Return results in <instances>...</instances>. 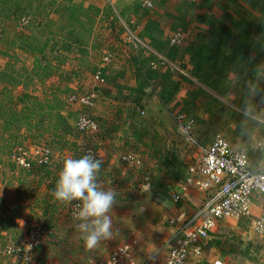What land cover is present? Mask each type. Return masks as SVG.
<instances>
[{"label": "crops", "instance_id": "obj_1", "mask_svg": "<svg viewBox=\"0 0 264 264\" xmlns=\"http://www.w3.org/2000/svg\"><path fill=\"white\" fill-rule=\"evenodd\" d=\"M203 1L205 4L207 3L204 6H209L211 1L219 3L226 12L215 16V14L207 11L203 17L211 14L221 19L226 14L235 13L236 10L232 8L233 6L242 11L241 13L249 11L256 17L259 15L250 9L245 0ZM258 1L260 4L264 2V0ZM94 2L98 3L95 4V8ZM105 2L109 3V6ZM130 6H133L130 0H32L29 8L21 14L27 15L28 19L33 17L31 21L34 24L35 20V27L31 30L33 39L38 40L37 43L40 45L48 41L47 46L53 50V55L60 61L61 67L74 64L68 73H64L70 75L67 80V93L78 97V99L89 97L92 94L95 96L91 108L77 102L80 104L78 114L88 113L97 124V131L87 134L100 136L97 141L91 142L93 148L89 147L96 151L94 158L102 162L97 174V183L103 190H112L115 195L114 203L107 213L112 221V236L109 239L102 240L92 249H87L84 246L82 234L76 227L79 221L74 220L71 225L68 251L66 249V252H63L64 249L62 248L66 247L53 246L52 250L49 248L50 242L57 241L58 243L62 238L60 233L53 232L54 228L53 231H49V234L53 232V235L46 238L47 242L41 246L38 245L39 247L37 246L29 254L31 259L28 264H109L108 261L112 252L121 247L130 249L136 264H162L167 258L168 243L174 231L168 222L174 220L180 224L187 220L205 200V193L191 189L183 196L181 202L174 203L171 195L181 179L170 183L165 177L167 169L162 163L157 166L160 174L158 178L161 179L162 183L169 184V188L165 192L162 191L161 187H153L149 184L137 185L134 189L132 185L127 183L129 179H132L131 175L134 176L133 181L140 180L139 182H141L144 178L143 182L146 181L145 176L148 175L149 177L153 171L148 168L147 171L144 165L139 169H127L120 161L126 152L115 153V148H120L116 143H120L123 144L122 150L131 147L129 150H133L134 153L137 151L139 154L136 155L143 162V157L149 153L152 144L150 140L145 139L144 135H148L149 130H154L156 124H143L137 120L144 115L147 106L152 104H157L155 107L157 110L181 109L188 95V88L181 83L177 90L165 100L166 95L164 93L166 90L158 82L160 76L154 77L155 80L152 79L153 71L157 67H155L154 55H150L146 51H136L133 53L142 61V71L148 72L151 80L142 90L139 106H135L131 101L130 97L133 99L136 97L135 91L139 82L129 61L128 51L121 47L117 55L118 48L122 46L117 28L124 27L123 19H125V23L134 24L133 28L138 34L154 31L157 27H153V24L149 23L147 19L141 18L140 13L129 14L131 12ZM27 24L29 26L30 22ZM146 45L150 50L153 49L148 44ZM107 49H111L115 55L113 54L111 62L103 65L101 60ZM187 50V46L183 45L180 50L176 51L177 58L175 60L181 65L182 71H186L190 75L189 57L191 50L189 53ZM96 51L101 53L100 58ZM145 54L150 57L149 60L143 59ZM162 54L165 55L163 51ZM171 63L172 60H169L168 64L171 65ZM97 71L102 73L105 80L102 85L96 84L93 79V75ZM186 72L182 75L191 80L185 74ZM166 76L162 77L165 83L168 82ZM229 78L234 80L232 75H229ZM62 81L64 82L63 79ZM63 82L60 83L58 77L53 76L52 78L51 76L44 81V88L45 90L51 87L52 89L55 87L62 89L64 87ZM96 89H99V94L94 92ZM78 92L79 94H77ZM161 97H164L165 104L161 102ZM75 112L76 109L69 105L63 106L59 113L67 120V118L73 117ZM68 126L75 129L76 123ZM137 131L143 135L141 134V137L138 138L135 137ZM21 142L24 140L21 139L19 144ZM104 145L108 147H104ZM243 152L248 158L250 167H264V151L246 150ZM73 154L70 151V155L74 156ZM70 158L79 159L76 155ZM153 158H155L153 159L154 162L158 160L156 157ZM59 168L61 169L62 166ZM45 170H39L45 174L40 176L44 184L37 196L30 198L24 194L23 188L17 189L16 187V193L5 192L4 198H0V203L3 202L0 205L1 243L5 240L17 241L19 237H26L28 231L37 224L39 226L55 225L53 222L55 215L53 216V214L66 206V203L55 200L51 194L55 188L59 171L54 172L52 176L51 171ZM33 173L30 174L32 177ZM138 175L141 176L138 177ZM142 175L144 176L142 177ZM19 177L23 182H26L24 179H28L27 177ZM251 201L250 217L221 221L204 243L201 255L199 257L190 255L187 264H250V253L255 251V248L259 250V255L261 254L259 263L264 264V235L255 234L252 230V224L262 212L264 204L257 197H253ZM23 211L26 212L23 213ZM56 225L60 227L58 222ZM62 241L63 239L59 243H63ZM6 247L0 249V258L6 259V264L8 261L10 264H23L21 261H15L11 256L5 255ZM243 252L246 253V256H243ZM59 256L62 259H59ZM3 264L5 263L3 262Z\"/></svg>", "mask_w": 264, "mask_h": 264}, {"label": "rangeland", "instance_id": "obj_2", "mask_svg": "<svg viewBox=\"0 0 264 264\" xmlns=\"http://www.w3.org/2000/svg\"><path fill=\"white\" fill-rule=\"evenodd\" d=\"M105 1V0H104ZM152 4V8L150 10H143L139 6L138 0H130V3H132L133 6H130L131 12L129 14L133 13H140L142 15L141 18L147 19L149 23L153 24V27L156 26L157 29L154 31H148L146 33H137L135 29L133 28L134 24H128L125 23V19L122 20L124 27L121 26L120 28H117L120 38V46L118 48V53L120 52L121 47L123 49H126L128 52H136V51H146L150 55H154L155 60L161 59L164 60V65L160 66L163 68L169 67L171 70H173V73H180L184 74L186 71H182V69L177 65V62L174 63V65L171 63V65L168 64L166 55L174 56L177 55L176 52H173L168 50V41L171 36L177 32H179L182 35V46L179 48L176 47V51L180 50L183 45L187 46L188 50L187 53H189V50L192 49V46H197L202 42H206V39H204L203 34L207 33L208 30V24L203 21V15L205 13L211 12L213 15H221L225 14V9L222 8V6L219 3H214L211 1L209 6L206 5L203 0H197L196 3H191L189 0H148ZM95 4H98L97 2H94V8ZM106 5L109 6V3H106ZM92 8V7H91ZM238 13H240L242 16V11L238 10L236 6H233ZM91 11V10H90ZM255 15V14H254ZM28 16H19L15 22V31L12 32H6V36H0V43L2 46L6 45L9 47L8 42L9 41H16V45H23L25 42V37H29L30 40L33 39V35L31 34L35 27V20L34 24H32L33 17L27 18ZM256 17V16H254ZM259 17V15H258ZM245 18V17H244ZM226 20V19H225ZM30 22V25L28 26L27 23ZM2 23V22H1ZM0 23V27H3V23ZM14 32V33H13ZM128 33H131L135 39L137 40V48L133 49L129 42L127 41ZM146 34V36H145ZM29 35V36H28ZM29 40V39H28ZM36 43L38 40H34ZM153 47L152 50L148 48V46ZM190 48V49H189ZM102 49V48H101ZM122 49V50H123ZM143 49V50H142ZM111 49H107L105 51H110ZM162 51L166 54L163 55ZM115 55V52L112 50L110 51ZM139 52V53H140ZM16 53V67H18L19 62H24L26 60V55L19 50L18 46L15 49ZM98 54L97 56L100 58L101 53L96 51ZM176 53V54H175ZM192 53V50L190 51V55ZM143 59L149 60L150 57L145 54L143 55ZM264 60V59H263ZM176 61V60H174ZM6 64V60L2 57L0 58V70L3 68V66ZM74 66V64H69V66L61 67L59 68L60 72H63V74L68 73L70 70V67ZM77 70V68L75 67ZM171 73V72H168ZM64 74V75H65ZM187 77L191 78V81L195 83V85L207 92L209 95L208 98L203 100L204 108H196L198 104L200 103V98L195 99V104L186 106L183 105V108L181 109H174V108H167L164 110H157L156 105L152 104L147 106V108L144 110V115L140 116L141 121H143V124H156V128L154 130H149L148 135H144L145 139L147 141H151V148L149 149V153L146 154L143 158V165L145 166V169L148 171V169H151L153 173L149 174L148 181L141 182L138 180L137 182L133 181L134 176L131 175L130 177L132 179H129L127 183L132 185V187L135 189V186H143V185H153L157 184V180H159L158 175L159 171L157 166L160 165V163L163 164V162L166 163V161H169L171 164L168 165V171H170V175L168 177V181L172 183V176L176 173L178 170L180 174H184L185 170L188 166L194 164L196 160L198 159V151L197 148L187 142L186 137L182 134L178 127L177 123V115L182 114L186 120H193V128H192V137L193 140L200 146L204 147L212 143L216 138L220 137L226 140V142L236 151H259L263 150V146H257L259 144H264V100L257 99L254 101L258 105L259 110L261 111V115L256 116L254 119L249 118L243 114L244 110V101L246 96L244 81L241 82L243 85L237 86V87H231L229 91L226 93V95H217L215 90H213V87H208L203 85L202 83H199L197 80H194L191 75H189L187 72L185 73ZM50 78V77H49ZM53 78V76H52ZM48 80V79H47ZM232 80V79H231ZM230 80V81H231ZM244 87V88H243ZM21 90V88H19ZM69 94V93H67ZM79 94V92L77 93ZM79 96V95H77ZM190 96V95H189ZM189 96H187V100H189ZM80 97V96H79ZM66 106L72 105L73 109H76L77 114L73 113V117L65 119L67 122V126L69 124L73 125L76 123L77 117H79V109L80 104H78V97L71 96L70 94L67 97ZM200 116H199V115ZM77 115V117H75ZM69 132L63 136L64 141L60 142V144H57V142H54L51 137H48L49 140L43 142L42 139L36 140L35 138H31V140L21 142L20 144L17 142L15 143V146L11 150L12 152L2 155L0 157V198H4V195L7 192L16 193L15 189H21L23 188V191L25 192L26 196H29L30 198H33L34 196H37V193L39 190L41 191L43 189V182L40 179V176L44 175L45 173L41 170V168H37L34 170L33 177L32 175L25 176L24 173H22V166L19 164L17 157L20 153H26V158H30L32 160V153L39 149V148H48L51 151L52 154V165L47 169L49 172H52V176L54 175V172L60 171V166H63V161L67 158L74 157L75 155L80 158V156H83L84 150L86 148L92 147L91 142L97 141V138L99 139L100 136L96 135H79L76 134V131L73 127L68 126ZM142 134V133H141ZM143 135V134H142ZM13 137H19L18 133H15ZM143 137V138H144ZM52 141V142H51ZM93 141V142H94ZM39 142V143H38ZM68 144V145H67ZM116 145L120 148H115V153H124L131 149V147H127L128 149L122 150V145L120 143H116ZM111 146V145H110ZM104 147H108L104 145ZM90 149V148H89ZM133 149V148H132ZM70 151H72V155H70ZM96 152V151H95ZM144 153V152H143ZM135 154H139L137 151H135ZM22 157V156H21ZM19 156L18 159L21 158ZM153 157H156L158 160L154 162ZM34 158V157H33ZM35 161V160H34ZM159 161V162H158ZM150 162V163H149ZM36 163V162H35ZM37 165V164H35ZM149 165H152V167H149ZM156 165V167H154ZM36 167V166H35ZM38 167V165H37ZM148 168V169H147ZM45 170V171H47ZM41 172V173H40ZM165 173V172H164ZM164 173H162L164 175ZM153 174V175H152ZM27 177L28 179L23 182L21 181V178L19 177ZM141 175H138L140 177ZM144 175H142L143 177ZM160 177V176H159ZM170 178V179H169ZM177 181V180H176ZM175 181V182H176ZM174 182V181H173ZM55 187V186H54ZM140 189V188H139ZM6 192V193H5ZM11 195V194H10ZM138 196V194H136ZM127 196V195H126ZM3 204L0 203V205ZM71 203H66L67 210L65 209L66 206L63 208L58 209L57 212L53 214L55 215V218L53 222H55L54 226H42L45 230V236L42 241V243L39 245L41 246L43 243H46V238L48 236H52L53 232L60 233L61 239H63V243H57L56 242H50L49 248L52 250L53 246L57 247H66L62 248L64 249L63 252H66L65 250L69 249V238H70V231H71V225L74 220H72L69 216V209L71 206ZM26 211H23V213ZM59 223V226L56 225V223ZM39 224L35 225L34 227H40ZM32 227V228H34ZM58 227V228H57ZM31 228V229H32ZM55 228V230H54ZM30 229V230H31ZM28 231V233L30 232ZM53 231L51 234H49V231ZM28 235V234H27ZM26 235V237H27ZM26 237H19L17 241H11V240H5L3 243L0 241V249L4 248L5 246H13L18 244H23L24 239ZM21 238V239H20ZM38 246V247H39ZM16 247V246H15ZM258 247V246H254ZM37 248V247H36ZM34 248V250L36 249ZM252 253H250V264H260L259 258H261V254L259 255V250L257 248L254 249ZM1 251V250H0ZM248 251V250H247ZM30 256V255H29ZM260 256V257H259ZM10 259V258H9ZM59 259H62L61 256H59ZM248 260V259H247ZM248 260V261H249ZM3 262L6 264L7 260L4 258H0V264H3ZM7 264H10L9 261Z\"/></svg>", "mask_w": 264, "mask_h": 264}, {"label": "trees", "instance_id": "obj_3", "mask_svg": "<svg viewBox=\"0 0 264 264\" xmlns=\"http://www.w3.org/2000/svg\"><path fill=\"white\" fill-rule=\"evenodd\" d=\"M31 2L32 0H0V23H3V27H0V36H6V32L15 31V20L21 16L25 9L29 8ZM245 3L260 16L254 17L249 11H244V16H242L235 11L233 14H226L223 18L218 19L209 14L202 19L209 26L207 33L204 34L206 42L200 43L197 48L192 46L191 49L190 75L199 83L210 88L213 87L217 95H226L232 87L231 81L233 80L229 78V75L234 76V80H239L235 87L243 85L241 82L250 76L251 66L264 59V2L260 4L258 0H245ZM47 43L48 41L40 45L34 40H30L29 37H25L23 45H16L15 40L8 42L9 47L2 46L0 43V58L6 60V64L0 70V157L11 153L15 143H19L21 139L28 142L31 138H35L45 142L48 141V137H51L54 142L60 144L63 136L69 132L67 122L59 112L63 106H66V99L70 94H67V80L70 75L60 72L61 63L53 55V50L48 48ZM17 46L26 55V60L19 62L18 67H16L17 61L15 60ZM167 48L172 53L176 52L174 48ZM127 54L139 82L135 91L136 97L130 98L135 106H139L142 90L151 80V76L147 74L148 72L142 71V61L134 53L128 52ZM166 57L168 60H172L173 64L177 62L174 61L177 55H166ZM177 65L181 67L179 62ZM71 75L73 76V73ZM100 75L103 78L101 72ZM164 75H167L165 77L167 83L162 79ZM51 76L58 77L60 83L63 82V79L64 87L62 89L60 87L52 89L51 87L45 90L44 81ZM156 76H160L158 82L166 90L165 100L182 83L188 88L187 96L190 95V99L186 98L184 105H194L195 99L200 98V103L196 108H204L203 100L209 95L205 90L197 87L193 81L180 73H173L169 67L163 68L159 65L153 71L152 79L155 80ZM98 90L96 89L94 92L99 94ZM165 100L164 97H161L163 104H165ZM137 121L143 122L141 119ZM15 133H18L19 137H13ZM76 134L84 135L77 131ZM135 137H141V134L137 131ZM170 164L169 161L163 162V166L167 169L166 178L170 175V171H168ZM37 168L48 169L46 166L37 167L31 162L29 169L22 168V171L25 176H29ZM184 174H180L177 170L175 174L171 175L172 183L182 179ZM157 182L154 185L161 187L162 191L165 192L169 188V184L162 183L161 179ZM242 254L246 256L245 252Z\"/></svg>", "mask_w": 264, "mask_h": 264}, {"label": "built area", "instance_id": "obj_4", "mask_svg": "<svg viewBox=\"0 0 264 264\" xmlns=\"http://www.w3.org/2000/svg\"><path fill=\"white\" fill-rule=\"evenodd\" d=\"M189 1L196 3L197 0ZM138 2L143 10L152 8V4L148 0H138ZM127 41L133 49L137 48V40L131 33H128ZM181 43L182 35L177 32L169 38L168 47L176 48ZM113 56L112 52H105L101 60L102 64L111 62ZM164 64V60L158 58L155 67ZM93 79L96 84L105 83L100 72H96ZM94 97L92 94L89 97L80 98L78 101L91 108ZM176 119L180 131L186 137L187 142L197 148L199 156L194 164L186 168L183 178L172 192L171 199L174 203H179L191 189L205 193L206 197L196 212L187 220L180 224L174 220L168 222L174 231L168 243L167 258L162 264H187L190 255L199 257L204 243L221 221L250 217L253 197L261 199L264 204V167H250L246 154L243 151H235L226 140L220 137L207 146H200L192 137L194 121L186 120L182 114L177 115ZM75 130L80 134H91L97 131V124L88 113H82L77 119ZM257 146H263L264 150V144L258 143ZM88 154L95 157L93 149L84 150L83 156ZM19 156L22 157L18 159ZM16 160L25 169H29L31 162L48 168L52 165V154L48 148L43 147L32 153V160L26 158V153L18 154ZM120 161L127 169H139L143 166L142 159L134 152L122 155ZM145 180H148V175L145 176ZM77 203L79 201L73 202L69 209V216L73 220H76L73 212L76 210L74 205ZM252 230L255 234L264 235V207L253 222ZM44 236L45 230L42 227H34L28 233L23 244L7 246L5 255L25 264V255L29 256L34 248L43 241ZM29 245L31 247L27 252ZM108 262L109 264H136L128 247H121L113 251Z\"/></svg>", "mask_w": 264, "mask_h": 264}, {"label": "clouds", "instance_id": "obj_5", "mask_svg": "<svg viewBox=\"0 0 264 264\" xmlns=\"http://www.w3.org/2000/svg\"><path fill=\"white\" fill-rule=\"evenodd\" d=\"M250 76L244 81L246 96L243 114L249 118L261 115L256 98L264 100V60L251 66ZM239 80L231 81L233 87ZM101 161L92 155H84L79 159L67 158L58 173L52 196L62 203L79 201L74 205L73 216L79 223L77 229L82 234L84 246L87 249L96 247L102 240L112 236V221L107 215L111 209L115 195L112 190H103L97 183V174ZM27 246V252L30 250ZM31 257L25 255V264Z\"/></svg>", "mask_w": 264, "mask_h": 264}]
</instances>
